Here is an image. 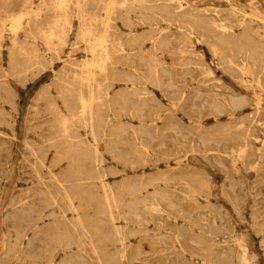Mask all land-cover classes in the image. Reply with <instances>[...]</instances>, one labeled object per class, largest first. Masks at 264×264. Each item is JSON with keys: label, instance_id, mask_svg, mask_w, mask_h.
Instances as JSON below:
<instances>
[{"label": "bare ground", "instance_id": "1", "mask_svg": "<svg viewBox=\"0 0 264 264\" xmlns=\"http://www.w3.org/2000/svg\"><path fill=\"white\" fill-rule=\"evenodd\" d=\"M0 3L7 6L11 0H0ZM261 12L258 7H251L247 11L234 3L222 10L201 7L193 0H39L36 5H33V0H17L14 8L0 9V53L3 27L7 26L8 74L21 78L32 69L43 67L38 50L20 40L19 33L25 37H38L48 50L55 52L57 46L64 44L75 19V44L82 43L87 53L70 70L62 67L59 74H54L57 84H60H55L59 88V91L56 90L57 96L67 113L62 112L55 101H46V110L53 115H50L49 123L53 129L49 141H54L56 137L64 140V144L74 142L73 139L80 140L79 133L73 128L77 122L86 130L93 144L85 146V143L76 141L79 145L60 147L55 156L58 161L67 157L65 172L61 173L62 177L52 174V184L42 181L45 184V199H42L58 205L64 216L62 227L57 225L50 228L51 242L43 264H54L56 252L67 255L71 249L75 252L67 255L59 264H151V258L157 264L254 263V254L249 251L245 235L237 234L234 223L226 217L227 213L209 201V186L205 178L191 174L193 171L190 170L191 173H161L144 180H124L115 187L104 179L105 171L101 168L103 156L96 143L113 138L132 142V151L139 159L157 140L163 154L173 157L176 165H181V157L187 153L199 154L205 161L212 160L225 171L229 193L223 196L229 200L234 213L240 216L243 198L238 193L237 184L242 183L233 180V172L237 169L235 162L238 161L246 170L264 172V112L260 109L261 97H253L223 83H206L210 78L193 76L189 67L180 70L176 67H183L188 62L175 63L162 57L164 53L190 51L195 42L205 43L223 68L229 69L236 79L241 80L243 88L251 85L262 95L264 16H261ZM116 21L128 28L144 26L147 30L122 38L114 30ZM147 42L149 47H142ZM116 57L125 60L127 66L137 72L134 75H116L113 68L118 63ZM132 58L136 60L135 65ZM139 67L143 69L142 73H138L141 70ZM202 72L210 74L207 68ZM187 75L199 82L192 95L177 84L179 78ZM119 78L132 83L133 89L111 95L110 81ZM2 83L0 81V91L4 88ZM134 83L143 85L135 88ZM146 83L159 89L173 108L190 106L187 113L189 118L198 121L201 110L206 107L208 114L217 117L225 115L231 120L211 130H202L201 125L195 123L197 131H193L175 119L174 113L163 114L162 105L148 95L144 86ZM43 96H48V93L45 91ZM0 101L10 103L11 97L8 94L4 97L0 93ZM246 105L254 108L246 119L250 125L244 123V119L235 117ZM120 116L135 118L140 122L139 127L119 125V121L114 119ZM0 120H4L1 110ZM159 121L162 123L160 127L157 126ZM125 135L128 140H125ZM31 150L35 151L33 148ZM36 161L39 165L42 162L37 155ZM136 164L129 161L131 167ZM159 182L166 187L172 184L178 187L170 191L161 187ZM149 187L152 190L148 191ZM123 193L129 196L127 202L121 197ZM198 196L203 197L204 202L198 200ZM87 209H93L92 217L80 214L79 210ZM66 210L74 211L76 215L67 218ZM263 213L262 207L253 209L250 218L254 231L264 235V218L260 220ZM101 214L108 218L110 225L106 229L99 226L98 216ZM117 215L132 218L138 225L149 218L157 226L154 234H145L143 238L148 244L146 251H143L141 242L131 245L128 241L129 235H137L145 230L137 226L130 231L117 225ZM52 223L54 225L55 222ZM14 234L6 249L7 254L21 244L23 233L16 230ZM262 239L260 246L264 248V237ZM107 241L117 243L116 250L109 251L105 245ZM167 249L174 250L165 252ZM145 252L150 259L141 258Z\"/></svg>", "mask_w": 264, "mask_h": 264}, {"label": "rangeland", "instance_id": "2", "mask_svg": "<svg viewBox=\"0 0 264 264\" xmlns=\"http://www.w3.org/2000/svg\"><path fill=\"white\" fill-rule=\"evenodd\" d=\"M193 1L197 2L198 6L213 7L219 10L228 8L230 3L241 6L247 11H249L251 7L253 8L255 6L261 9V16H264V0ZM38 2L39 0H33V5H36ZM16 3L17 0H11V4L7 6H2L0 3V9H12ZM114 25V30L116 33L120 34L122 38H126L131 33H142L147 30L144 26L128 28L118 21H116ZM75 28L76 21L73 19L72 27L65 39L64 44L60 47L57 46L55 52L48 50L38 37H25L23 33H19L18 37L20 40H23L28 46H35V48L38 50V53L41 56L40 59L43 63V67L41 69H32V72L29 71L21 78H18L7 73V44H9V42L7 37V26L3 27V38L0 53V81L1 83L3 81L2 86L4 88L0 91V93L4 97L5 94H8V97H11V102L9 103L8 101H0V110L2 111L4 119L0 120V264H43L46 261L48 245L51 242L49 231L53 229L52 226L59 225L57 227H62L64 216H62L58 205L52 202H45L46 200H44L45 197L43 195L45 184H43L42 181L44 180L45 182L51 183L52 174L62 177L61 173L65 172L63 169H66L67 157L58 161L56 160L55 156L57 154V150L60 147L66 145H79L76 141H81V144L85 143V146H90L93 144V141L86 133V130L77 122L73 124V128L77 130V133H79L80 140L73 139L75 140V143L69 141L68 143L66 142L64 144V140L58 137L53 139L54 141L50 140L51 142L48 139L51 136L53 129L49 123L53 115L47 112L46 101H55L57 107L61 109L62 112L67 113L61 99L57 96L56 90L59 91L58 86H60V84H57L58 82L56 81L55 77L57 74H59V70H61L62 67L70 70L72 65L77 64L81 59L87 56V53L83 50V44H75ZM148 45L149 43L147 42L142 47L147 48L149 47ZM162 58L167 60L170 59L175 63L181 62L183 60L188 62L187 65H183V67L181 65L176 67L179 68V70L180 68L189 67L193 76L210 78V80L206 81V83L219 82L235 89H241L243 92H246L253 97L260 96V109L264 112V94H259V92L253 89V87H251L249 84V86L243 88L241 80L236 79L229 69L223 68V65L220 63V61L216 57L212 56L208 46L205 43L195 42L190 51L187 49V51L184 53H180L179 51V54L164 53ZM115 60L118 61V63L113 67L114 71H116V75H118L117 73H127L134 75L135 72H137L135 69L129 68L127 63H125L126 61L122 58L116 57ZM132 61L135 65L136 60L132 58ZM139 68L141 70L138 71V73H142L143 69L141 67ZM206 68L210 71V74L208 75L206 72H202L201 74L200 72ZM54 74L56 75L54 76ZM53 80L56 83L53 82ZM110 82L111 86L109 88V93L111 95L122 91L123 93H127L133 89L132 83L121 78L113 79ZM245 83L247 84V82ZM55 84L58 86H55ZM177 84L184 87L188 95H192L194 88L198 86L199 82L197 79H190L187 75L185 78H179L177 80ZM134 85L136 88L141 87L143 84L134 83ZM151 85V83H146L144 86L148 90V95L156 102L160 103L159 105H162L163 114L168 112L174 113L175 119L180 121L183 126L190 127V129L193 131H197V123L201 125L202 130H211L219 127L220 125H224L231 120L225 115H219L217 117L213 116L212 114H208L206 107L201 110V116L198 121H196L195 118H189L187 113L190 112V106H183L181 109L173 108L170 101H168L166 97L162 96L160 90L155 88L154 85ZM45 91L48 93V96H46L47 98L43 96ZM49 96L52 99H50ZM130 98L132 99L133 97L130 95ZM164 106L167 107L163 108ZM75 107L77 108V106ZM240 111L235 114V117L239 118L240 120L244 119V123L247 124V115L253 113L254 108L246 105L242 111ZM115 120L119 121V125L128 124L133 128H138V125H140L138 120L128 116H120V118L114 119V121ZM161 125L162 123L159 121L157 126L160 127ZM248 125H250V123H248ZM122 127H119V130H122ZM123 129H125V127H123ZM125 134L127 135V133ZM125 136H123V139H125ZM125 140H128L127 136ZM96 146L103 156L101 168L103 167L102 169L105 171L104 179L115 187H117L120 182H124V180H144L151 176H155L156 174L162 175L161 173H165V175L168 173V175H175L180 172L189 171L191 173L193 171L191 174L205 178L209 186V201L212 202L214 206L220 207L221 209H219L221 211L227 213L226 217H229V219H231V221L234 223L237 234L245 235V240L248 244L249 251L254 254V258L252 259L254 262L253 264H264V248L260 246L263 244L262 238L264 235L261 232L254 231L253 226H251L252 221L250 218V213H252L253 209H257L259 207L264 209V172L255 173L250 169L246 170L241 167L238 161L235 162L237 169L233 172L232 177L234 181H240V183H242L241 185L237 184V187L238 193L243 198L241 204V215L238 216V214L234 213L235 211L231 207L229 200L225 198L226 196L224 193H229L227 191L228 181L225 177L226 173L210 159H207V161H209L207 162L205 161L206 159L199 154L187 153V155H183L181 157V165H176L173 161V157L163 154V149L158 147L157 140H154L151 143L149 151L144 153L139 159L135 157L132 151V142L130 143L124 140L119 141L118 139L116 140L113 138V140L107 139L106 141L105 139L98 141ZM31 148H33L35 151L32 152ZM38 149L39 151H37ZM36 155L41 158V166L36 161ZM129 157L134 160L130 159ZM130 160L135 161L137 164L134 167L129 166ZM33 165H36L37 167H33ZM187 165L188 167H186ZM48 179H50V181H48ZM48 183H46V185ZM159 185L163 188L169 189L170 191L175 190V187H178V185L173 184L166 187L162 184V182H159ZM94 190L96 191V188H94ZM150 190H152V188L149 187L148 191ZM177 193L179 194V192ZM121 197L124 202H127L129 199V196L125 193L121 194ZM198 200L204 202L205 199L201 196H198ZM44 202L47 204H44ZM74 203L75 205L77 204L76 201H74ZM92 211L93 209H87L85 211L79 210L80 214L85 215L87 218L92 217ZM48 212L49 214L47 215ZM50 212L55 215L51 216L52 214ZM75 213L76 212L74 211L66 210L65 216L67 218H72L76 215ZM262 218H264V213L260 217V220ZM98 219L99 226H101V228L106 229L109 227L110 224L107 222L108 218L105 214L99 215ZM53 221L55 222L54 225L52 223ZM47 223H49V227ZM115 223L121 227H125L130 231H132L134 228H137V226L140 229H144L145 231L141 232L140 234H131L128 236V241L131 243V245H136L141 242L143 251L148 249L147 240L143 239L145 234L152 235L157 230V226L149 218L143 219L140 225H138L133 222L132 218H124L121 215H117ZM35 227L38 228L35 229ZM14 230H18L23 233L21 244L15 251L7 254L5 252L9 243L14 238ZM26 237L29 238V240ZM26 241L29 242L26 243ZM230 243L232 244V242ZM116 244L117 243L109 241L105 242L106 248L111 252L116 250ZM20 247L21 249H19ZM172 250L174 249H167L165 252H170ZM73 252L75 251L71 249L68 251L67 255L71 256ZM67 255H64V253L61 251L56 252L54 254L53 263L59 264V262H61L65 257H68ZM15 257L17 258L15 259ZM33 257H35L34 260ZM143 257L147 260L150 259V256L146 252L141 255V258ZM150 263L157 264L154 263L152 258L150 259ZM172 264L174 263L172 262Z\"/></svg>", "mask_w": 264, "mask_h": 264}]
</instances>
